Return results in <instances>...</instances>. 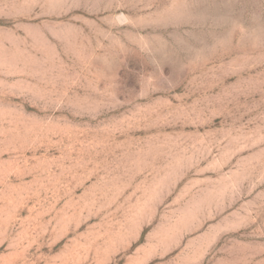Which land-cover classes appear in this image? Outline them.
<instances>
[{
    "label": "rangeland",
    "instance_id": "1",
    "mask_svg": "<svg viewBox=\"0 0 264 264\" xmlns=\"http://www.w3.org/2000/svg\"><path fill=\"white\" fill-rule=\"evenodd\" d=\"M0 264H264V0H0Z\"/></svg>",
    "mask_w": 264,
    "mask_h": 264
}]
</instances>
